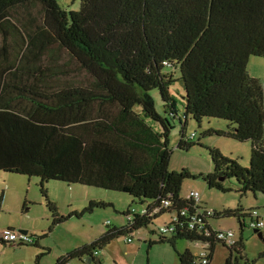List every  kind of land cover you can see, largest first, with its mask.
Segmentation results:
<instances>
[{
  "label": "trees",
  "instance_id": "trees-1",
  "mask_svg": "<svg viewBox=\"0 0 264 264\" xmlns=\"http://www.w3.org/2000/svg\"><path fill=\"white\" fill-rule=\"evenodd\" d=\"M0 36V171L40 179L53 218L49 231L65 220L48 199L51 181L132 197L124 228L109 229L55 264H98L104 245L132 238L165 214L170 222L158 228V242L206 243L209 263L222 244L230 251L224 264L239 263L242 239L233 247L217 240L210 219L236 218L244 230L256 210L215 212L191 196L194 190L183 197L181 189L200 177L208 188L230 192L229 178L244 195H264V88L247 72L251 57L264 58V0H80L78 11L60 0H0ZM176 80L185 90L182 116L170 90ZM205 119L229 125L202 137L251 143L249 168L212 147V172L168 171L174 121L177 149L188 151L202 145L196 133L187 135V124ZM107 206L90 201L85 211ZM199 254L186 249L179 264H198Z\"/></svg>",
  "mask_w": 264,
  "mask_h": 264
},
{
  "label": "rangeland",
  "instance_id": "rangeland-1",
  "mask_svg": "<svg viewBox=\"0 0 264 264\" xmlns=\"http://www.w3.org/2000/svg\"><path fill=\"white\" fill-rule=\"evenodd\" d=\"M60 5L66 10L78 11L80 0H60ZM1 44V36H0ZM13 47V39L10 41ZM247 72L250 77L260 81L264 88V58L251 57L247 64ZM83 75H76V79H82ZM63 78V77H62ZM180 78L177 72L176 79ZM175 97L177 110L180 116L185 109V93L183 84L176 80L170 88ZM155 98L157 111L163 114L161 99L157 91L151 92ZM175 127L171 131L169 146L173 153L170 156L169 172L186 170L192 175H206L214 170L209 148L215 147L224 157L237 161L241 166L249 168L251 156V143L239 142L230 137L217 136L215 134L202 137L204 131L209 128L215 131L227 130L229 122L215 119H205L201 124L190 120L186 133L190 136L196 133V140L202 146L194 145L188 151L177 149L180 139V122L174 121ZM39 178H30L0 171V232L7 227L16 230H26L36 242V236L40 237L38 245H8L0 241V264H55L56 260L68 253L81 248L85 244H91L99 239L109 229L124 228L127 225V217L123 214L132 203V197L118 191H110L91 186L66 184L60 181L49 182L45 189L48 199L57 207L59 217L65 220L49 231L53 218L43 194L39 187ZM225 187L229 192H220L207 187V184L198 177L186 180L182 185L181 195L187 197L192 190L198 191L202 203L215 212L242 208L244 214L247 211L256 210L259 213L263 227L260 232L264 235V195L260 193H247L237 191L235 179H226ZM102 201L108 206L96 208L92 213L85 211L89 202ZM136 209L139 206L134 205ZM77 213L80 217L70 213ZM169 215H162L153 221L152 225L132 232V241L127 242L126 236H117L109 244L99 250L96 260L98 264H179L178 253L189 249L193 254H199L207 249L208 244L197 241L178 240L175 248L166 243H160L158 228L170 222ZM250 217L245 218V229L242 230L236 218L219 217L210 219L215 230H231L235 240L242 239V257L238 264H264V239L258 237L254 229L249 227ZM154 231V234H151ZM152 244V245H151ZM230 256L226 246L217 244L213 258L209 264H224ZM73 264H85L83 261H73Z\"/></svg>",
  "mask_w": 264,
  "mask_h": 264
},
{
  "label": "built area",
  "instance_id": "built-area-1",
  "mask_svg": "<svg viewBox=\"0 0 264 264\" xmlns=\"http://www.w3.org/2000/svg\"><path fill=\"white\" fill-rule=\"evenodd\" d=\"M166 64V62H165ZM191 196L199 201L200 200V195L198 194L197 191H192ZM207 214L211 215L212 211L208 210ZM260 216L257 211H254L252 213V218H250L249 221V227L252 229H257L261 230L263 227V223L260 221ZM173 228H167V227H162L161 232H167V231H172ZM215 237L217 240H220L227 244L229 247H233L236 244L235 238H234V232L231 230H217L215 233ZM133 239L132 238H127V242H131ZM0 240L4 244L8 245H21V244H28L32 245L35 243V240L27 234L19 233L18 231H15L14 229H4L2 232H0ZM200 261L198 264H208L210 262L209 260V253L207 251H202L199 254Z\"/></svg>",
  "mask_w": 264,
  "mask_h": 264
},
{
  "label": "crops",
  "instance_id": "crops-1",
  "mask_svg": "<svg viewBox=\"0 0 264 264\" xmlns=\"http://www.w3.org/2000/svg\"><path fill=\"white\" fill-rule=\"evenodd\" d=\"M3 199H4V196H3ZM203 201V199L201 198V202ZM7 228H10V229H14L15 231H17L15 228H13V227H7ZM6 228V229H7ZM31 234L33 235V236H36L37 238H36V244L38 245L39 243H40V240H39V237L36 235L37 234V232L35 231V230H32L31 231ZM30 236V235H29ZM4 244V243H3ZM61 258V257H60Z\"/></svg>",
  "mask_w": 264,
  "mask_h": 264
},
{
  "label": "water",
  "instance_id": "water-1",
  "mask_svg": "<svg viewBox=\"0 0 264 264\" xmlns=\"http://www.w3.org/2000/svg\"><path fill=\"white\" fill-rule=\"evenodd\" d=\"M255 232L257 233L258 237L263 239V236H262V233L257 230V229H254ZM19 233H23V234H27L28 232L26 230H17Z\"/></svg>",
  "mask_w": 264,
  "mask_h": 264
}]
</instances>
